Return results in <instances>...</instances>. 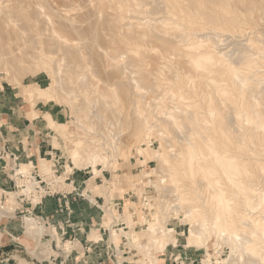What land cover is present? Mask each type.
Masks as SVG:
<instances>
[{
    "label": "rangeland",
    "instance_id": "1",
    "mask_svg": "<svg viewBox=\"0 0 264 264\" xmlns=\"http://www.w3.org/2000/svg\"><path fill=\"white\" fill-rule=\"evenodd\" d=\"M182 20L188 29L192 27L195 28L193 31L198 30L199 33L210 32L212 40H209L216 44H221L218 41L221 37L218 35L228 33L225 30L229 27L235 31L243 29L250 32L253 39L264 45V0H0V55L3 48L14 49L15 53L21 45L16 54H13V57L16 55V63L11 70L6 72L0 59V134H21V148L24 149L18 164L14 162L15 155L8 159L11 162L6 164L8 169L4 171V177L8 181L6 186L0 187V264H224L219 262L223 258L227 259L225 264L247 262L249 255L247 260L244 258L245 261H240L239 256L230 254V241L225 235H220L218 239L210 232L205 236L206 243H188L191 230L198 232L200 228L196 218L191 223L183 222L179 217L168 219L166 225L175 229L177 241H170L164 248H155L157 260L154 259V262L145 257V248H137L131 239L134 230L143 229L140 223L146 219L145 196L158 197L159 194L164 199L173 198L163 189L164 185L169 184L165 180L168 163L164 157H174L171 155L177 153V146L182 147L179 149L183 151L187 139L194 138L196 128L200 129L199 121L193 114L194 103L200 101L199 94L192 92L186 82L180 83L177 74L180 78L186 76L185 78H191L194 82L199 80L201 90L207 92L208 89L224 113L221 123L223 121L225 126L231 123L229 126L232 130L238 128L233 123V114L229 119L227 117L234 113L233 106L229 105L230 100L218 94L214 90V82L210 80L211 77L215 80L221 78L225 84L229 83L225 65H206L214 73L209 78L205 76L206 79L200 77V71L196 69L192 57L202 50L197 46H189L187 34L182 36V30L177 29L182 27L177 24L182 25ZM178 32L181 35H177ZM16 46L19 47L16 49ZM61 47L65 49L62 50ZM18 52L24 55L19 53L20 57ZM33 53H41L45 60L40 58L37 61L36 54L34 56ZM81 75L86 77L81 79ZM53 79L60 82L56 99L48 102L41 99L30 101L24 94L26 87H46ZM221 79L219 81L223 82ZM72 86L78 91L77 101L66 100L67 92ZM78 89H81V93ZM254 89L256 87L247 88L248 95L253 102L256 101V108L264 110V91ZM91 93L94 98L97 97L96 100ZM180 93L187 99L184 96L185 99H182L181 95L179 97ZM86 95L89 98L91 96L95 103L99 102V106L121 108V115L114 109L116 115H112H120L123 125L120 133L122 150L116 158L118 169L114 168L118 179L113 177V166H105L102 161L97 163L96 174L91 166L75 167L64 141L49 125L48 115L56 122L67 123L75 130V116H79L88 103ZM246 126L243 124L242 128ZM251 127L253 128L252 125ZM242 128L233 132L235 135L239 129L241 131L235 137L229 132L230 139L234 138V141L240 142L239 145L242 144L240 151L247 150H238L237 154L242 156L238 160L240 163L244 160L242 164H247L246 167L249 168L250 165L246 162L252 156L253 162L264 166V138L253 129H250L248 136L246 129L243 128L242 131ZM147 134L152 140L150 148H161L164 153H161L163 157L159 159L147 155L148 153L143 154L144 167L156 170L150 181L138 168L141 162L135 157L138 149L148 148V138H145ZM244 137H247L248 145ZM55 139L61 143L59 148L55 145ZM14 141L17 142L15 139ZM8 142L12 144L13 139H8ZM243 142L246 145L243 146ZM35 149L38 151L35 152ZM111 156L108 153V157ZM43 160L51 166L50 174L47 173L50 170L43 167ZM22 164H31L32 173L25 175L27 178L22 174L17 175V168ZM249 170L247 172L251 176L256 172L258 175L262 174L257 168L255 172V167ZM186 176L182 175L184 179L189 177ZM19 177H23L24 182ZM158 180L161 190L154 185ZM163 180L167 182L164 183ZM27 181L30 188H33L35 182L34 189L24 191V183ZM259 186L264 194L262 183ZM186 209L183 208L180 213ZM129 211L132 212V225L124 220ZM147 214L149 217L153 215L151 210ZM27 217L35 219L42 227L41 233L35 235L29 245L23 239L27 232ZM209 222L212 223L210 217ZM112 228H121L122 232L118 231L119 235L114 238Z\"/></svg>",
    "mask_w": 264,
    "mask_h": 264
},
{
    "label": "bare ground",
    "instance_id": "2",
    "mask_svg": "<svg viewBox=\"0 0 264 264\" xmlns=\"http://www.w3.org/2000/svg\"><path fill=\"white\" fill-rule=\"evenodd\" d=\"M171 4H172V2H171ZM174 9H175V7H174ZM174 11H176V10H174ZM172 12H173V10H172ZM134 13H137V12H134ZM154 17H156V16H154ZM176 17H178V16H176ZM157 20H158V18H157ZM163 20H161V21H163ZM178 20H179V18H178ZM191 20H193V19H191ZM169 21H171V20H169ZM187 21H189V20H187ZM184 22L185 21H183V24H182V22L180 23L182 25H179V23H177L178 26H182V27L177 28V29L178 30L180 29V31L182 30V32H181L183 34L182 36H186V34H187V36H186L187 38L186 37L185 38H186L189 46H191V47L197 46L198 49L200 48L202 50L201 53H198L197 55L192 57L193 58L192 61L196 65V69L198 68L200 71V72H198L200 77L205 78V76L208 77L210 74L212 75V72L214 73L213 69L209 70L210 65L218 64L217 66H219V63H221V64H223V67H224V65L226 67V69H224V70L226 71V75H228V77H229V80H228L229 83L225 84L224 80H222L221 78L220 79L223 82H220L219 81L220 79L215 80L214 77H211V76H209V77H211L210 80H212V82H214V85H215L214 90L216 89L218 94L219 93L222 94V96H224V98H226V100H230V102H229L230 107H231V105L233 106V112L234 113L229 112L230 114L228 116L226 115L228 117V119H229V116L231 117V114H233V117L235 119V121L233 123H236V126L238 128H242L243 124L247 125L245 128L243 127L244 129H246L247 135L249 134L250 129H253V130H255V132L257 134H259L260 136H262L264 138V110L256 108V106L254 105V103L256 101L253 102L251 100L250 95H248L249 93L247 91V88H249V87L250 88L256 87V89H254V90L258 89L259 92H261L262 90L264 91V45L259 43L256 39H253L252 36L249 35L250 32L249 33L245 32L243 29L241 31H239V30L235 31L229 27H227L226 28L227 30H225L228 33H221L220 35H218V37H221V39L218 40L221 42V44L218 42H217L218 44H216L215 41L209 40L212 37L210 32L206 31L204 33V31H202V33H199L200 31H198V30L193 31V29H195V28L192 29V27H191L188 29V27H186L187 25ZM149 24H150V22H149ZM151 25H152V23H151ZM13 29H14V26H13ZM174 29H175V31H177L176 28H174ZM216 30H217V28H216ZM77 33H79V32H77ZM82 33H84V32H82ZM181 33L178 32L176 34L181 35ZM200 36H202V37H200ZM223 36H226V37L222 38ZM61 39H59V40H61ZM70 39H73V38H70ZM211 40H212V38H211ZM15 41H16V39H15ZM15 41H13V42H15ZM62 41L65 42L66 40H62ZM178 43H180V42H178ZM10 45H8V47ZM25 46H26V44H25ZM27 46H29V45H27ZM18 47L16 46V49ZM20 48H21V45H20ZM63 48H62V50L65 49V48L64 49ZM6 49L5 48L2 49L0 59H1V62H3L2 64H4V66H5L3 68H5L6 72H7V70L9 71L13 67H15L14 64L16 62L14 59L16 58V55H14V57H13V54H16V52L19 49L15 53H14V49H11V48H8L7 50ZM23 49H25V48H23ZM22 50H21V52H22ZM126 50H127V47H126ZM50 51L51 50L49 49V52ZM35 52H37V51H35ZM118 52H120V51H118ZM130 52H132V51L130 50ZM19 53L20 52H18V55L20 56L21 53L20 54ZM33 54H34V56L36 54L37 61L40 58L42 60L44 59V56L41 53H38V55H37V53H33ZM177 54H178V52H177ZM187 54L189 55V53H187ZM27 55H29V54H27ZM19 58H17V59H19ZM29 58H31V57H29ZM32 58H33V56H32ZM190 59H188V60H190ZM33 60H34V58H33ZM42 62H44V61H42ZM45 64H47V63H45ZM178 64H179V62H178ZM206 65H209L208 66L209 69L206 68ZM210 67H212V66H210ZM200 68H202V69H200ZM191 70H192V68H191ZM3 71H5V70H3ZM196 71H198V70H196ZM56 73H57V71H56ZM199 75H198V77H199ZM195 76H196V74H195ZM213 76H215V75H213ZM85 77H86L85 75H81V79H83ZM180 77L181 76L179 74H177V79L180 81V83H181V81L186 82L192 88V90H193L192 92L199 94L198 98L200 101L198 103H196V102L194 103L193 107L195 109H193V110H195V111L193 112V114L195 113L196 120L199 121L198 124H199L200 129L196 128L197 134H194V138H188L187 142L184 141V142H186V144L183 147L184 148L183 151H180L181 149H179L182 147H180V146L176 147L177 153L176 154L174 153V155H171V156H174L175 158L174 157L170 158L165 154V156H167V157H164V158L168 163L167 164L168 167L166 169L167 176H166L165 180H167L169 182V184L164 185L165 188H163V189L164 190L166 189V191L168 192V195L172 196L173 198L168 199L166 197V199H164L165 197L162 198V197H160L159 194H158V197H153V195H152V196H145L143 198L144 203H145V209H146V219L140 223L143 226V229L141 231L134 230L132 233L133 235H132L131 239L134 243V246L136 245L137 248H145V250L147 251L145 254V257L152 259L154 262V259L157 260L156 256H155V251H154L155 248H164L170 241L173 243H176V241H177V236H175V229L170 228L169 226L166 225V222L168 221V219H171L174 217H179L183 222L191 223L196 218V220H199L200 228H199L198 232L191 230L189 240L187 238L188 243L196 242L198 244H201L202 242L206 241L205 236H206V234H208L210 232H213L216 235V237H219L220 235L221 236L225 235V237H227L226 239H229V241H230V249H231L230 254L233 253V254H236L237 256H239L240 261L244 260V258L247 260L248 255H249V259L246 262L247 264H264V194L261 193L262 189L259 186V184H261V183L264 186V176L262 177V175L264 173V166H262L259 163L253 162L252 160L254 158L252 159V156L250 157L251 159H249L250 155L248 156L249 161L246 162V163H249V165H250L249 168H247L248 167L247 164H246L247 167L242 164V162L244 161L243 158H242L243 161L240 163L238 158L239 157L241 158L242 156H240L241 154H237L238 150H239V152H242L243 150L245 152L247 150L243 149L242 151H240L242 149V147H241L242 144L239 145L238 143H240V142L234 141V138H232V137H231L232 139H230L231 135L229 133V132H231L232 136L235 137L236 134L240 131V129L234 135L233 132L238 130V128H236V130H234V129L232 130L231 127L229 126V125H231V123H229L230 121H227L229 123V125L226 122L228 126H225L224 124H222L223 121L221 123L222 116L224 113L221 112V110H220L221 108L219 107L218 103L215 101L214 96L210 92H208V89H207V92H206V90L205 91L201 90L202 85H200V81L198 80V77H195V78H197L198 83L194 82L193 79H191V78H185L186 76H184L182 78H180ZM164 78H165V76H164ZM223 79H225V78H223ZM175 80H174V82H176ZM218 81H219V83H218ZM73 82L75 83V81H73ZM59 86H60V82L56 79H53L52 82L49 85H47L46 87H39V86L32 87V88L26 87L24 89V91H25L24 94L28 97V99L30 101L41 99V100L48 102V101H51V100L57 98ZM78 86H79V84H78ZM187 86L185 88H187ZM189 86H188V88H189ZM62 88H63V86H62ZM82 88H84V87H82ZM178 89H179V87H178ZM78 90H79V92L81 91V89H78ZM87 92H88V90H87ZM108 92H110V91H108ZM179 92H180V90L178 91V93ZM77 93H78V91L75 88H73V86H72L71 90L69 92H67V99L66 100L71 99V100L75 101L76 97H77ZM83 94H85V93H82V95ZM180 95H181V93L179 94V97H180ZM181 96L183 97L184 95L182 94ZM194 96H195V94H194ZM87 97H88V95H86V97H85L86 101H87V99H86ZM184 97L187 99L186 96H184ZM184 97L182 99H185ZM92 98H94V95ZM92 98H91V96H90V98L88 97L87 105L84 107L83 110L81 109L82 112L81 113L79 112L80 113V114H78L79 116H77V117L75 116L76 120H74L75 122L73 121L76 124L75 130H74L73 126H72L73 129H71L67 123H58L52 119L50 120V118L48 119L49 125L56 131L57 136L64 141L65 148L67 149L69 156L73 160L75 167L86 168L88 166H91L93 172L96 174L98 171L97 163L102 161L105 166H108V165L113 166L112 170L115 172L113 177L118 179V177H117L118 173L114 168L118 169L116 167L117 166L116 158L118 155L121 154L122 144H123V142H121V138H120V136H121L120 133H121L122 128H123L122 119L120 116L122 113V112H120L121 108L113 107V109L115 111L120 112V115L117 112L119 116L112 117V115L115 114L114 113L115 111H113L112 108L108 107L107 105L99 106L100 105L99 102L97 101L98 103H95V101ZM96 98H94V99L96 100ZM112 98H113V96H112ZM90 99H92V100H90ZM109 99H110V97H109ZM217 101H218V98H217ZM133 102H135V100H133ZM230 103H232V104H230ZM227 106H228V104H227ZM94 108H96V109H94ZM179 108H180V106H179ZM110 111H112L111 114H110ZM189 111H191V110H189ZM183 112H184V110H183ZM227 112H228V110H227ZM227 112H226V114H227ZM226 116H225V118H226ZM47 117H49V116H47ZM194 119H195V117H194ZM188 121H190V120H188ZM225 121H226V119H225ZM71 122H72V120H71ZM250 125H252L253 128L252 127L250 128ZM187 126H188V124H187ZM243 128H242V131H243ZM146 130L148 131V129H146ZM227 132L229 134H226ZM240 133H241V131H240ZM243 133L245 134V132H243ZM144 134L146 136V132H144ZM171 134H172V132H171ZM188 135H190V134H188ZM247 135H245V136H247ZM260 136H258V137H260ZM122 137H123V135H122ZM145 138L146 139L148 138V141L146 142V144H148V146H147L148 148L142 147L141 149H138L137 152L135 153V157L137 158L138 162L139 161L141 162V165L138 168H140L141 172L144 174V177L150 181L151 180L150 177H152L154 175L153 172L156 173V170L155 169H154L155 171L153 169L147 170L144 167L145 161H143V158H142L143 154L145 155L148 153L147 155H149V156L153 155L154 158L159 159V157H163V156H161V153H163L162 152L163 150L161 151V148L158 150L151 149L150 146L152 144V140L149 139L151 137H149L147 134V137H145ZM246 138H245V140H246ZM55 140H56L55 145H57L59 148L61 143L59 140H57V139H55ZM145 140H143V141H145ZM52 142H53V140H52ZM244 144L245 143L243 142V146H244ZM247 145H248V141H247ZM108 153H111V155H112L111 158L108 157ZM254 153H256V152H254ZM132 154H133V152H132ZM171 154H173V153H171ZM242 154H244V153H242ZM256 154H258V153H256ZM168 155H169V152H168ZM246 157L247 156H245V158ZM259 160H260V158H259ZM166 161H165V163H166ZM41 162L43 164V167L50 170L51 166L47 163V161L43 160ZM162 162H164V161H162ZM260 162H261V160H260ZM253 163H255V164H253ZM30 165L31 164H22L21 167L17 169V175L22 174L24 176V178L26 176H28L29 174L31 175L32 169L30 170ZM253 167H255V170H254L255 172H256V168H257L259 170V173H262V174L258 175V173L256 172L257 175L256 174L255 175L253 174L252 176L249 175L247 172V169L248 170L250 168L253 169ZM51 170H52V168H51ZM51 170L48 171L47 173L50 174ZM249 172H252V170L251 171L249 170ZM183 174H186L189 177L187 179L186 178L184 179L182 177ZM50 176H52V175H50ZM24 178L19 177V179L22 182H24L23 181ZM165 180H163V181H165ZM167 181H165L164 183H166ZM27 183H28V181L24 183V186H26L24 191H27V190L30 191V190L34 189L35 182H33V188L31 187L32 189L30 188L29 184H27ZM154 185L157 189L161 190V186H160L161 184L159 183V180L156 181L154 183ZM104 186H106V185H104ZM143 192L145 193V189ZM158 193H161V192H158ZM174 200L176 202H174ZM200 200H202V201H200ZM201 202H203L204 206L201 204ZM144 203H143V207H144ZM183 208H187V209L183 213H180V210H182ZM149 210H151L153 213L152 217H149V215L147 214V212H149ZM209 217L212 219V223L209 222ZM124 220H125V223L127 222L129 225L133 224L131 211L127 212V215H125ZM121 230H122L121 228H117V229L112 228V236L115 238L116 236L119 235L118 231H121ZM41 231H42V227L37 224L36 220L32 219L30 217H27V232H26V235H24V237H23L25 243L29 245L30 242L32 241V239L35 237V235L40 234ZM196 231H197V229H196ZM220 237L218 239H220ZM112 240H113V238H112ZM204 243H206V242H204ZM151 246H152V248H151ZM152 249H153V251H152ZM250 256H251V258H250ZM141 261H142V259H141ZM226 261H227L226 258L219 260V262L224 263V264L226 263ZM236 262L238 263V261H236ZM241 262L244 264L243 261H241Z\"/></svg>",
    "mask_w": 264,
    "mask_h": 264
},
{
    "label": "crops",
    "instance_id": "3",
    "mask_svg": "<svg viewBox=\"0 0 264 264\" xmlns=\"http://www.w3.org/2000/svg\"><path fill=\"white\" fill-rule=\"evenodd\" d=\"M49 118L52 119L50 116ZM21 136V134H0V187L6 186L8 181L7 177H4V171H7L8 169V165L6 164L11 162L8 161V159H12L13 155H15L16 157L19 156L20 158L17 159L18 161L14 159V162L16 161V163L18 164L21 160V155L24 154V149L21 148ZM8 139H13V143L11 144L10 142H8ZM14 139L17 142H15ZM37 151L38 150L35 149V152Z\"/></svg>",
    "mask_w": 264,
    "mask_h": 264
},
{
    "label": "built area",
    "instance_id": "4",
    "mask_svg": "<svg viewBox=\"0 0 264 264\" xmlns=\"http://www.w3.org/2000/svg\"><path fill=\"white\" fill-rule=\"evenodd\" d=\"M15 158V160H17V157H14Z\"/></svg>",
    "mask_w": 264,
    "mask_h": 264
}]
</instances>
